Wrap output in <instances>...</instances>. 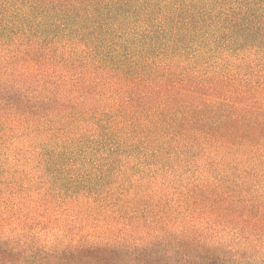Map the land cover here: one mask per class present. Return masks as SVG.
<instances>
[{"label": "trees", "instance_id": "16d2710c", "mask_svg": "<svg viewBox=\"0 0 264 264\" xmlns=\"http://www.w3.org/2000/svg\"><path fill=\"white\" fill-rule=\"evenodd\" d=\"M246 51L264 52V0H0V112L48 122L74 95L121 89L136 121L156 114L204 146L249 150L264 143V103L252 101L264 82L228 63ZM223 188L176 215L97 200L128 222L107 242L61 249L34 243L27 226L0 234V264H264V203Z\"/></svg>", "mask_w": 264, "mask_h": 264}, {"label": "rangeland", "instance_id": "374dc122", "mask_svg": "<svg viewBox=\"0 0 264 264\" xmlns=\"http://www.w3.org/2000/svg\"><path fill=\"white\" fill-rule=\"evenodd\" d=\"M228 63L256 85L264 82V52L233 54ZM120 90L74 95L75 105L60 115L50 112L48 122L44 112L38 119L0 112V234L20 237L28 226L34 243L64 249L107 242L109 229L124 230L128 222L115 217L112 202L126 209L133 200L141 212L149 205L176 215L226 193L223 187H241L245 197L264 203V143L229 151L164 130L156 114H138L136 121L126 115ZM42 91L23 92L37 101ZM256 93L252 101L264 103V89ZM99 120L106 122L102 129Z\"/></svg>", "mask_w": 264, "mask_h": 264}]
</instances>
